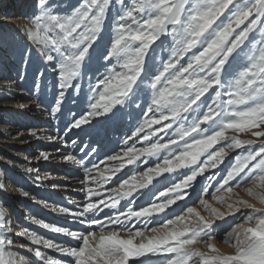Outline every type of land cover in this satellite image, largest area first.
<instances>
[{
    "label": "snow or ice",
    "instance_id": "obj_1",
    "mask_svg": "<svg viewBox=\"0 0 264 264\" xmlns=\"http://www.w3.org/2000/svg\"><path fill=\"white\" fill-rule=\"evenodd\" d=\"M67 8L55 0H37L36 13L22 17L28 23L20 26L29 49L57 74L51 115L61 112L66 93L82 90L83 77L92 72L96 78H89L88 111L74 117L67 130H83L97 117L114 119L143 95L147 107L132 137L146 146L125 147L101 161L103 168L84 166L82 210L53 208L85 225L84 231L32 218L77 241L76 246L24 229L16 235L29 244L18 247L36 258L31 260L12 249L13 229L6 223L7 209L0 208V264H145L139 258L151 256H163L166 264H264V0H80ZM20 58L30 62L31 50L21 47ZM44 75L41 71L36 79ZM170 131L171 137L153 142L158 133ZM49 139L65 143L63 136ZM237 150L235 162L211 193L220 207L200 197L198 207L181 208L178 202L189 196L197 178L218 169ZM95 152L91 149L86 157ZM151 157L162 159L127 178L117 176L127 165L138 167L142 158ZM39 158L48 160L49 155L41 152ZM63 159L82 163L71 153ZM178 172L183 176L178 183L153 191L161 182L157 178L166 181L165 174ZM110 181L116 186L105 187ZM138 197L148 198L138 204ZM227 217H239L222 237L230 253L217 245L216 222ZM93 227L98 231L89 230Z\"/></svg>",
    "mask_w": 264,
    "mask_h": 264
},
{
    "label": "rangeland",
    "instance_id": "obj_2",
    "mask_svg": "<svg viewBox=\"0 0 264 264\" xmlns=\"http://www.w3.org/2000/svg\"><path fill=\"white\" fill-rule=\"evenodd\" d=\"M11 2V1H10ZM32 2L35 3V0H25L26 5H31ZM37 2V1H36ZM80 2V0H57L56 3L60 4L62 9L70 11V8L67 6H75ZM0 4L3 6L6 4L8 5V0L4 2L1 0ZM11 5V3H10ZM11 14L10 20V27L12 28V34H14L15 39L10 44V49L12 50L11 54H15V51L18 50L17 46L21 45V47L25 48V51L31 50L32 59L30 62H26L20 58V52L17 53L16 57H10L7 60L2 59L0 57V72L4 73V76L0 77V81H7L6 80V73H13L14 75L10 76L9 82L4 85H0V166H4L0 169L1 175H10L12 173L11 169L14 168V162H22L25 165V168L21 169V177L15 182V185L22 186L21 188L26 189L25 191L30 193L26 198L28 201V209L30 210V216L28 218L29 222V231H35L38 235H43L45 238L54 239L57 243H63L66 246H76L78 243L77 241L72 240L70 237L63 236L61 234L52 233L47 229L42 228L40 225L33 223V217L35 219L43 220L45 223L55 224L57 226L67 227L73 231H84L85 225H81L77 221L73 220L70 215L61 214L58 211H53V208L65 207L68 208L70 211H79L82 210V206L85 203V196L81 189L84 187L82 181L84 180V166L91 167L93 163L98 164L101 168L104 167V164L101 161H106L108 156L116 155L120 153L122 149L125 147H132L135 146L136 148L145 147L146 144L142 139H137L136 137H132L131 132L129 134V128L125 129L126 124L123 122L126 119H130L133 116L138 118V121L143 119L142 111L145 110L147 107V99L146 96H140L135 100L134 103H129L126 106H123L119 111L120 121L117 119L116 121L119 122L118 125L121 128H124V132L122 136L124 140H127V145L119 148L114 147L115 145L112 144L111 139L103 141L101 139L103 133H98L97 131L95 137L93 134L90 135V132H86L85 125L82 126L83 130L81 129H71L70 131L67 130V125L69 122L73 120V118H79V116L84 115L88 111L89 105V96L91 93L89 92V78L95 81L96 76L93 75L92 72L87 73L84 77H88L81 81L82 90L78 91V97L82 100V106L80 111L82 113L77 114L76 116L67 117V113L65 107L69 105V101L73 96H70V92L66 94V98L64 100V107L62 106L63 112H65L66 118L63 116H59V114L55 115L54 118L51 116H44V111L42 108L37 107V102L40 103L42 97L41 95V87H46L49 91V87L51 86V91L53 90V85L58 84L57 74L53 71L52 67L49 65H45L44 62L38 58V54L36 59H33V52L35 53V49H29L30 42L27 41L26 37L20 31V26L15 24L14 19H22L21 16ZM63 14V13H62ZM5 16L3 13L0 14V17ZM4 18V17H3ZM9 18V17H8ZM7 19V18H6ZM3 20V22L1 21ZM0 30H2L1 24L4 23V19L0 18ZM23 21V19H22ZM25 21V20H24ZM14 22V23H13ZM16 25V26H15ZM9 26V25H8ZM8 29L5 30V32ZM10 33V31L8 32ZM5 35V33H4ZM8 36V34H7ZM11 39V37H10ZM101 50H103V42H101ZM7 48L3 50L6 51ZM159 53V50H158ZM164 58H167V53L162 54ZM2 60H4L2 62ZM43 64V66H42ZM40 65L43 67V72L45 75L41 78L39 84L36 83L38 76ZM97 66L95 61L93 62L92 68ZM41 67V68H42ZM7 68L10 70L8 72ZM50 68V69H48ZM50 70L51 78H47V74L49 73L47 70ZM46 71V72H45ZM103 71V69H101ZM11 75V74H10ZM5 77V78H4ZM27 77V78H26ZM17 79V80H15ZM26 80H30L28 84L23 83V88H20L18 84L20 81L22 82ZM86 80V82H84ZM46 81V82H45ZM14 82V83H13ZM84 82V83H83ZM25 84V85H24ZM43 84V85H42ZM14 88L15 93H11V89ZM38 90L40 92H38ZM59 89L57 90L58 94ZM11 93V94H9ZM56 94V95H57ZM10 95V98L7 97ZM53 100V101H52ZM49 102L45 101L42 102L43 109H50L55 105V100L52 98ZM20 101V102H19ZM19 102V103H18ZM76 102V100H75ZM20 104V106H19ZM41 104V103H40ZM143 104V109L138 105ZM79 108L77 104H74V107ZM86 107V108H85ZM68 108V107H67ZM140 108L142 110H140ZM87 109V110H86ZM139 109V110H138ZM25 113H22L25 111ZM74 110V109H73ZM137 110V111H136ZM22 111V112H21ZM24 123L19 124V120ZM109 120V119H108ZM55 121V122H54ZM100 121V120H99ZM107 120H101L103 124ZM97 123V122H96ZM99 123V122H98ZM139 123V122H138ZM106 124H109L106 122ZM90 126V125H89ZM4 127L5 129H3ZM88 127V126H87ZM156 125H153V128H156ZM95 126H93V129ZM1 131H4V133ZM22 132V134L20 133ZM24 132V133H23ZM27 132V133H26ZM81 132V134H80ZM96 132V131H95ZM114 131L112 130L111 133ZM19 133V134H18ZM35 133V135H32ZM109 133V132H108ZM110 133V134H111ZM79 134L81 137H79ZM100 136V139H98ZM92 136L90 141L88 140L87 136ZM143 134H141L142 136ZM17 136V137H16ZM51 136H63L65 143L61 144L59 141H52L49 139ZM117 135L115 134L114 140L117 141ZM159 136H164L165 140L172 136V132L165 133H158L157 137H153V142L159 138ZM132 137L131 139H128ZM94 138V139H93ZM112 138V136H111ZM107 139V138H106ZM24 140V141H23ZM113 140V139H112ZM73 141L75 143H73ZM6 142V143H5ZM18 144H16V143ZM32 148L31 150L29 148ZM95 148L96 152L92 153V155L86 157V153L90 152L91 149ZM59 149V151H57ZM84 149V151H81ZM41 152H45L49 155L48 160H44L38 157L40 156ZM237 152L230 153L228 157L225 158V161L222 165L219 166L218 169H210L204 173L203 176L198 177L197 181L194 183V187L192 189H188L189 196L185 198V201H179L178 204L183 207H198L199 206V198L202 197L209 202L210 205L213 207H220L212 200L211 193L215 191V185L218 180H220L221 176L224 174L227 167L230 166L231 163L235 162ZM71 153L74 155L77 160H81V164L72 163L63 159V156ZM98 154V155H97ZM159 159L162 157H151L145 160L144 158L141 159L139 162V166L134 165H127L123 170L122 173H117V176L123 174L124 178L131 176L136 171H143L145 167H152L155 163L159 162ZM3 162V163H2ZM6 165V166H5ZM34 169V171L29 172L28 169ZM181 172H187V169L180 170ZM215 174V179H209V177ZM168 176V180H163L162 178H157L161 182L156 184V188L153 191H163L165 187H167L170 183H178L183 176L178 172L174 174H165ZM11 176V175H10ZM47 176L48 178H44ZM40 177V179H37ZM10 178V177H9ZM6 177V179H9ZM116 177H113V181H115ZM19 181V183H18ZM154 183H156L154 181ZM91 187L95 188L96 185H90ZM112 186L115 187V183L112 181L109 182V185L105 187ZM151 187V186H150ZM208 187V191L205 192L204 188ZM239 193V197L241 199H248L245 193L242 191L237 190ZM31 195V197H30ZM148 197H138L137 203H144V201ZM36 200V201H35ZM250 203H255L253 201H249ZM31 203V204H30ZM123 203V202H122ZM259 207L258 204L255 205ZM176 208V206H173ZM181 208L176 209V214H181ZM43 209V210H42ZM202 214L204 210L201 208L199 209ZM225 209L221 208V211ZM105 212H109L108 209H105ZM110 214V213H109ZM9 216L6 215V221ZM100 219H103L104 216L100 215ZM172 218V217H169ZM10 220L11 214H10ZM15 221V220H14ZM239 222V217L235 219L231 217L226 218V222L217 221L216 223L220 225V228L217 229L218 235L220 237V241L217 242L218 247L225 253H230L232 249L222 242V237L225 232L231 231L232 227L235 226V223ZM154 227L156 225H150ZM98 231L95 227L89 229ZM48 233V234H47ZM55 234V235H53ZM55 237V238H54ZM61 238V239H60ZM215 242V241H214ZM196 247L201 248L203 250V245H197ZM42 251L48 252L49 255L55 256L58 259L63 260H70L69 257H63L60 253L52 252L51 250L41 249ZM28 257L33 256L31 253L27 254ZM154 258V259H153ZM33 259L35 257L33 256ZM140 260L146 261L145 264H166V261L163 256H151V257H141ZM42 262V261H41ZM43 263V262H42ZM129 264H139V260H130Z\"/></svg>",
    "mask_w": 264,
    "mask_h": 264
},
{
    "label": "bare ground",
    "instance_id": "obj_3",
    "mask_svg": "<svg viewBox=\"0 0 264 264\" xmlns=\"http://www.w3.org/2000/svg\"><path fill=\"white\" fill-rule=\"evenodd\" d=\"M1 1V0H0ZM3 2H4V0H2ZM7 0H5V2H6ZM37 0H35V3L34 2H32V4L31 5H26V3H25V0H13V1H11L10 2V0H8V5H4L3 7H5V10H4V14H5V16H2V17H4V18H2V19H4V23H2L1 24V26L3 27L2 28V30H0V57L2 58V59H5V60H7L8 58H10V57H16L17 56V53L18 52H20V48H21V45H18L17 46V48H18V50H16L15 51V54H11L12 53V50L10 49L11 47H10V44L13 42V40L15 39V36H14V34H12L13 32H12V28L10 27V22H12L11 20H10V15L11 14H15V13H17L16 15H19V16H21V18L22 17H31L33 14H35L36 13V11H37V9H36V4H37V2H36ZM57 2V0H55V3ZM10 3H11V5H10ZM3 13H1V15L3 14ZM9 17V18H8ZM7 18V19H6ZM15 20V24L16 25H20L21 24V26L22 25H24V24H26V23H28V21L27 20H25V19H23V21H22V19L20 20V19H14ZM25 20V21H24ZM2 22H3V20H1ZM1 21H0V23H1ZM14 23V22H13ZM9 25V26H8ZM15 25V26H16ZM6 29H8V31H6L5 32V30ZM20 29V28H19ZM10 31V33H8ZM4 33H5V35H4ZM7 34H8V36H7ZM10 37H11V39H10ZM11 42V43H10ZM12 45V44H11ZM5 48H7V50L6 51H4L3 52V50L5 49ZM25 49V48H24ZM35 54H37L36 52L34 53L33 52V59H36V56L37 55H35ZM4 60H2V62H3ZM100 63H105L104 61H100ZM42 66H43V64H42ZM41 65H40V67H39V70H43V67H42ZM42 67V68H41ZM96 67V66H95ZM94 67V68H95ZM48 69H50V68H48ZM7 70H8V72L10 71L8 68H7ZM45 70H47V69H45ZM40 71V72H41ZM49 73L47 74V78L48 79H50L51 78V74H50V70H47ZM46 72V71H45ZM1 73V75H3L4 76V73L2 74V72H0ZM11 74V75H10ZM0 75V77H2ZM6 75V80L7 81H0V85L2 86V85H4V84H7L8 82H9V77L10 76H12V75H14L13 73H6L5 74ZM57 77V76H56ZM5 78V77H4ZM27 78V77H26ZM85 79H88V77H84ZM15 80H17V79H15ZM40 80L41 79H39V80H37L36 81V83L37 84H39V82H40ZM57 80H58V78H57ZM29 81L30 80H26V81H23L22 80V82L20 81L18 84H20L19 85V87L20 88H23L22 86H23V83H25L26 82V84H28L29 83ZM17 82H18V80H17ZM46 82V81H45ZM84 82H86V80L84 81ZM83 82V83H84ZM14 83V82H13ZM25 85V84H24ZM43 85V84H42ZM51 86L49 87V91L47 90V88L45 87H41L40 89H41V99H39L40 100V103H41V107L40 108H42V110L44 111V116L45 117H47V116H51L52 118H54V116H52L51 115V108L50 109H43V107H42V102L43 101H45V99H46V102H49L50 100H52V98L55 100L56 99V97H57V90L59 89V85L58 84H54L53 85V90L51 91ZM78 91L79 90H76L75 88H73L72 90H71V93H70V95H69V97L70 96H73V98H71L70 99V101H69V105L68 106H66L65 107V110H66V112H68L67 113V117L69 118V117H72L73 115L74 116H76L77 114H79V113H82L81 111H80V108L81 107H83L82 106V99L80 98V97H78ZM38 92H40L39 90H38ZM11 93H15L14 92V88L13 89H11ZM11 93H9V94H11ZM66 94H68V93H66ZM7 97H9L10 98V95H7ZM66 98V97H65ZM75 100H76V102H75ZM53 101V100H52ZM20 102V101H19ZM18 102V103H19ZM74 104H77V106H79V108L77 109V107L75 106L74 107ZM1 107H2V105H0ZM19 106H20V104H19ZM63 107H64V103H63V105H62ZM68 107V108H67ZM86 108V107H85ZM74 109V110H73ZM87 110V109H86ZM139 110V109H138ZM140 110H142L141 108H140ZM145 110H146V107H145ZM137 111V110H136ZM22 112V111H21ZM26 112V110L25 111H23L22 113H25ZM143 112V111H142ZM57 114H59V116L61 117V116H63V117H65L66 118V115H65V112H63V110H61V112H59V113H57ZM56 114V115H57ZM109 115H111V114H109ZM119 120L120 121V117H119V113H118V115H117V117L116 118H114V119H105L104 117H97V118H95V120H93V122H92V124L89 126V125H85V128H86V132H90V135L91 134H93L94 135V137H95V135H96V133H97V131H100V133H103L102 134V137L103 136H105L106 135V133L108 134V136H109V138L111 139V142H112V144H114L115 146L114 147H119V148H121V147H123V146H125V144H124V137L122 136V134H123V132H124V128H121V126L120 125H118V123L119 122H117L116 120ZM100 120V121H99ZM101 120H107L106 122L107 123H109V124H106V122L103 124V122H101ZM55 122V121H54ZM97 122V123H96ZM99 122V123H98ZM138 118L136 117V116H133L132 118H130V119H126L124 122H123V124H126V126H125V129L126 128H129V134L131 133V132H133V131H135V128L138 126ZM20 123H24L22 120H21V118H20V120H19V124ZM88 126V127H87ZM93 126H95V128L93 129ZM107 126H111V129L110 130H108L107 129ZM3 129H5L4 127H2ZM112 130L114 131L113 133H111L112 132ZM96 131V132H95ZM4 133V131H1V133ZM109 132V133H108ZM20 133L22 134V132L20 131ZM24 133V132H23ZM27 133V132H26ZM99 133V134H100ZM111 133V134H110ZM117 133H118V136H117V141L116 140H114V137H115V134L117 135ZM19 134V133H18ZM80 134H81V132H80ZM79 134V137H81V135ZM99 134H97V136L99 135ZM23 135V134H22ZM87 136L88 137V140L90 141V138L92 137V136ZM111 136H112V138H111ZM17 137V136H16ZM92 139V138H91ZM94 139V138H93ZM113 139V140H112ZM108 140V137H107V139H105V141H107ZM24 141V140H23ZM0 142H1V140H0ZM6 143V142H5ZM16 143V142H15ZM16 144H18V143H16ZM30 150L32 149L31 147L29 148ZM98 155V154H97ZM3 163V162H2ZM10 164H13V167L14 168H12L11 169V171H12V173L10 174V175H1V170H0V183H2V184H4V188L3 189H0V208H6L7 209V216H9V219L7 218V221H6V223H8V224H10V226L12 227V229H13V231H12V233L10 234L11 235V238L13 239V241H14V243L12 244V249L13 250H17V251H20L22 254H24V255H26L27 257H28V252L25 250V249H20L18 246L20 245V244H29V241H27L24 237H18L17 235H16V233H18V232H21V231H23L24 229H28L29 230V222L27 221L28 220V218H29V216H30V210L28 209V201H27V196H24L22 193L23 192H26L25 190L26 189H23V188H21L22 186H18L17 185V187H16V185H15V182H17V180L19 179V177H21V169L20 168H25V165H23V163L22 162H14V163H10ZM4 166V163H3V165H1L0 166V169L2 168ZM6 166V165H5ZM9 178L8 180H10V181H8V182H5V178ZM10 182V183H9ZM30 194V193H29ZM30 197H31V195H30ZM36 201V200H35ZM43 210V209H42ZM10 214H11V219H13V221L12 220H10ZM30 219V218H29ZM15 220V221H14ZM48 234V233H47ZM53 235H55V234H53ZM55 238V237H54ZM61 239V238H60ZM32 255V254H31ZM53 257H55V256H53ZM29 259H31V260H36V258L35 259H33V256H30L29 255V257H28ZM55 258H57V257H55ZM58 259V258H57ZM154 259V258H153ZM146 262V261H145ZM37 264H43L41 261H37Z\"/></svg>",
    "mask_w": 264,
    "mask_h": 264
}]
</instances>
